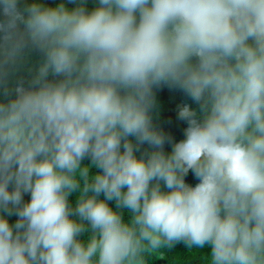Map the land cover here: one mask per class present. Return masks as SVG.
Returning a JSON list of instances; mask_svg holds the SVG:
<instances>
[{"label":"clouds","instance_id":"obj_1","mask_svg":"<svg viewBox=\"0 0 264 264\" xmlns=\"http://www.w3.org/2000/svg\"><path fill=\"white\" fill-rule=\"evenodd\" d=\"M178 243L264 264V0H0V264Z\"/></svg>","mask_w":264,"mask_h":264},{"label":"trees","instance_id":"obj_2","mask_svg":"<svg viewBox=\"0 0 264 264\" xmlns=\"http://www.w3.org/2000/svg\"><path fill=\"white\" fill-rule=\"evenodd\" d=\"M157 110L154 113V120L166 132L171 133L173 138L178 140L183 137V129L187 126L185 122L177 119V106L182 103H188L192 107L196 105L190 98L185 96L179 90L168 89L166 86L156 91ZM166 150L170 146L166 145ZM87 163V161H85ZM186 182L195 184L197 179L191 171L186 177ZM28 199V196H25ZM9 221L14 222L15 216L9 217ZM188 250L183 243L176 244L172 249L166 250L161 258L149 257L150 264H201V253Z\"/></svg>","mask_w":264,"mask_h":264},{"label":"rangeland","instance_id":"obj_3","mask_svg":"<svg viewBox=\"0 0 264 264\" xmlns=\"http://www.w3.org/2000/svg\"><path fill=\"white\" fill-rule=\"evenodd\" d=\"M86 163V162H85Z\"/></svg>","mask_w":264,"mask_h":264}]
</instances>
